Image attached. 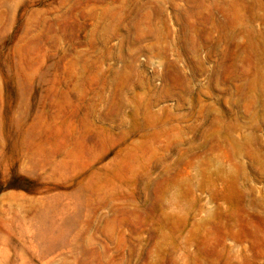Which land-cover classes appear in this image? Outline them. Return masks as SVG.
Instances as JSON below:
<instances>
[{
  "label": "rangeland",
  "instance_id": "rangeland-1",
  "mask_svg": "<svg viewBox=\"0 0 264 264\" xmlns=\"http://www.w3.org/2000/svg\"><path fill=\"white\" fill-rule=\"evenodd\" d=\"M0 264H264V0H0Z\"/></svg>",
  "mask_w": 264,
  "mask_h": 264
}]
</instances>
